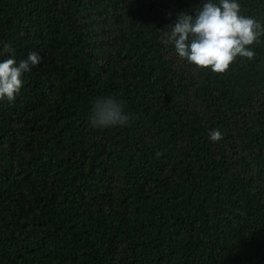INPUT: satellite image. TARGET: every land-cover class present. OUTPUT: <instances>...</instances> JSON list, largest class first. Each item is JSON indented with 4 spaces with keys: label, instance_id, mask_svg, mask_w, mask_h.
Segmentation results:
<instances>
[{
    "label": "trees",
    "instance_id": "obj_1",
    "mask_svg": "<svg viewBox=\"0 0 264 264\" xmlns=\"http://www.w3.org/2000/svg\"><path fill=\"white\" fill-rule=\"evenodd\" d=\"M203 2L0 0V62L42 58L0 100V264H264V33L190 65L165 33ZM100 97L129 123L94 127Z\"/></svg>",
    "mask_w": 264,
    "mask_h": 264
},
{
    "label": "clouds",
    "instance_id": "obj_2",
    "mask_svg": "<svg viewBox=\"0 0 264 264\" xmlns=\"http://www.w3.org/2000/svg\"><path fill=\"white\" fill-rule=\"evenodd\" d=\"M195 15L181 12L174 23L168 25L170 33H165V43H173L176 54L190 65L200 69H210L224 73L234 60L240 57L252 59L254 52L247 46L253 45L258 35L264 33V25L251 17L240 15V5L236 0H219V4L206 0L194 9ZM14 49L4 43L2 53ZM35 50L29 51L26 59L17 62L8 58L0 62V100L7 98L13 102L22 88V75L30 72L41 62ZM130 121L122 102L113 97H100L93 103L91 123L99 129L123 127ZM209 139H222L219 129L210 131ZM104 217V215H96ZM102 264H118L115 260Z\"/></svg>",
    "mask_w": 264,
    "mask_h": 264
}]
</instances>
